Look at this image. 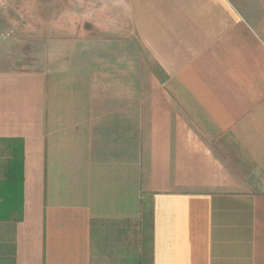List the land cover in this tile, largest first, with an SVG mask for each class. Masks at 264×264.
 Wrapping results in <instances>:
<instances>
[{
  "label": "crops",
  "instance_id": "1",
  "mask_svg": "<svg viewBox=\"0 0 264 264\" xmlns=\"http://www.w3.org/2000/svg\"><path fill=\"white\" fill-rule=\"evenodd\" d=\"M110 33L152 85L104 124L0 69V264H264V0H122Z\"/></svg>",
  "mask_w": 264,
  "mask_h": 264
},
{
  "label": "rangeland",
  "instance_id": "2",
  "mask_svg": "<svg viewBox=\"0 0 264 264\" xmlns=\"http://www.w3.org/2000/svg\"><path fill=\"white\" fill-rule=\"evenodd\" d=\"M121 1L0 0V69L44 71L57 123L93 122L84 110L94 106L102 112L94 123L104 124L106 104H120L108 97L126 90L130 105L136 106L138 92L152 85L145 82L150 74L137 67L135 52L132 58L129 51V66H115L120 51L110 31L120 29ZM8 150L0 146V170L9 161Z\"/></svg>",
  "mask_w": 264,
  "mask_h": 264
}]
</instances>
